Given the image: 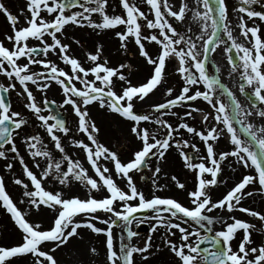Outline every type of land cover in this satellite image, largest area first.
Wrapping results in <instances>:
<instances>
[{
    "label": "snow or ice",
    "instance_id": "6c2138e0",
    "mask_svg": "<svg viewBox=\"0 0 264 264\" xmlns=\"http://www.w3.org/2000/svg\"><path fill=\"white\" fill-rule=\"evenodd\" d=\"M260 2L261 0H240V6L236 10L239 15L237 26L245 40L251 44L248 47L238 43L233 37L225 0H195L193 7H189L187 0H181L178 5L170 3L169 0H144L147 12L138 6L137 0H120L125 13L123 15L108 14L109 0H27V11L20 10L21 15L25 16V22L20 26V17L0 0V12L6 15L12 27V34L5 35L12 47L9 48L4 40H0V72L10 81H18L22 86V89H17L15 82L7 87L0 83V158L9 161L5 165L9 172L18 161L24 176L30 182L26 183L19 177L14 180L15 184L21 185L25 190L22 203L37 210L42 205L47 206L57 213L53 226L41 230V225L30 222L26 213L13 201L6 190L5 178L0 175V204L11 214L23 234V242L17 246H0V264H11L13 258L27 254H31L33 264H58V260L51 253L67 245L70 238L77 237L78 229L82 228L106 237L108 264H136L135 254H139L142 260L148 259L146 253L152 248L153 236L149 235L143 246L133 243V238L138 233L133 230L132 225L133 222L138 225L148 219L154 221L151 226L152 233L161 228L165 229L162 233L163 245L174 254L178 264H264V241L257 245L252 235L256 226L231 215L234 211H242L264 222V213L241 203L245 197L253 195V192L246 191L248 186L258 184L260 191H264V126L257 128L252 123L241 121L243 133L247 134L246 138H241L233 125V115L229 113L223 100L225 93L233 100L235 96L208 67L210 53L217 51L214 45L227 43L220 34L223 29L227 40L231 41L227 51L231 53L235 50L241 61L239 65L233 64L234 69H243L241 78L244 83L240 85V90L243 92L246 85L251 86L254 96L264 102V29L261 28V24H264V10H256L254 7ZM75 8L79 10L66 14ZM44 12L53 16V19H46ZM189 13L192 20L200 25L199 34L191 26H186V30L181 32L174 25L173 21L184 23ZM93 14H98L101 20H94ZM249 21L252 22L251 26ZM70 23L88 26L94 30L124 26V31L115 33L121 42L120 46L127 51L129 39H134L140 54L153 68L150 78L139 86L132 85L121 71L130 65L122 63L118 67L109 66L107 57L102 55V45H98L95 52L86 54L92 65L86 68L80 59L70 54L71 46L62 42L58 36V33L63 34L65 26ZM145 26L151 30L148 35L143 34ZM46 36L50 37L51 42ZM30 39L38 40L40 44L30 46ZM145 41L155 42L159 46L155 57L147 50ZM197 41L203 42L202 50ZM50 52L56 53L65 65L70 66V72L48 59ZM21 58L27 62L18 63ZM172 59L178 62L176 71L183 81L179 93L173 95L175 90L169 87L166 94L170 98L151 105L150 112L137 110L135 102H143L162 84L166 74V62ZM229 59L232 60L233 57L230 55ZM32 66H39L40 70L31 71ZM89 75L94 79L90 80ZM114 77L124 82L120 93L115 90ZM29 82L41 92H45L53 82L61 86L65 95L63 104L72 106L78 117L77 131L84 134L88 141L73 138L71 144L85 152L86 160L95 176L89 175V169L67 153L62 136L57 133L67 136L71 129L59 116L42 114V107L29 87ZM76 82L82 87H78ZM198 85L203 86L204 90L197 87ZM9 90H16L18 95L25 97V108L41 123L54 143V149L61 154L56 158L39 133H25V151L33 159L34 166L40 170L39 176L29 167L16 143V138L29 120L22 112L13 110L10 102H6L4 92ZM197 100L205 101L214 110V114L204 112L196 106L194 102ZM44 103L47 105V98ZM93 103H98L100 108L133 122L131 132L142 144L134 152L133 158L123 162L115 151L99 142V128L91 119L88 110ZM177 107L185 108L183 116L172 111ZM169 112L177 117L175 126L164 118ZM194 112L203 113V122L208 123L211 118L215 124L208 123L207 129H197L185 119H194ZM241 115V105L236 102L235 116ZM258 115L264 119V107L259 110ZM50 119L54 123H50ZM142 122L153 123L159 128L150 131L148 127L142 126ZM221 123L225 128L218 127ZM225 129L230 134L233 148L231 151L217 153L214 142L221 138ZM181 130H186L203 142L205 156L193 157L186 151L190 146L198 154L200 149L194 143L190 145V141L183 138ZM5 145L9 147L5 149ZM173 148L182 157L185 168L195 174L193 190L190 191L175 175L171 177L179 189L187 191L190 202L187 206L174 197H162L155 192L149 197L138 189L131 174L144 168H153L152 158L157 161L166 160V154ZM229 157H234L235 163L244 168L254 169V173L243 175L223 198L214 201L209 189L227 182L218 180V177L222 174V163ZM38 158H43V167ZM194 159L200 162H194ZM101 160L105 163H101ZM107 163L114 164L115 172L124 180L127 190L117 184ZM161 172L162 169L157 163L153 175L158 176ZM207 174L211 178H206ZM48 179L62 186L70 185L72 181L81 182L88 189L89 196L83 199L79 196L65 198L63 192L45 188L43 182ZM152 183L157 191L161 190L162 186L156 183V179ZM93 190H106L108 194L103 198H96L91 195ZM140 210H151L154 215L139 218L135 214ZM214 210H223L228 216H213L211 213ZM99 211L107 215L101 217L97 215ZM77 216L84 219L77 220ZM98 223L106 227H99ZM217 223L221 225V229L214 231L212 225ZM116 226L121 230L118 249L114 244L113 229ZM203 229L207 230L206 234H202ZM177 231L180 233L178 242L172 239ZM239 231L243 232V236L234 248L233 241L238 239ZM45 242L53 245L50 250L42 249ZM204 242L212 247H203ZM91 252L97 253V248L93 246Z\"/></svg>",
    "mask_w": 264,
    "mask_h": 264
},
{
    "label": "rangeland",
    "instance_id": "374dc122",
    "mask_svg": "<svg viewBox=\"0 0 264 264\" xmlns=\"http://www.w3.org/2000/svg\"><path fill=\"white\" fill-rule=\"evenodd\" d=\"M6 7L9 8L14 14L20 17V25H23L25 22V16L21 15L20 10L26 9L27 0H3ZM170 3L178 5L181 0H169ZM189 7H193L195 5V0H187ZM227 8H228V21L229 27L233 32V37L238 43L245 44V46L251 47V44L245 40L243 35L240 32L238 25L239 15L237 13V9L239 6L229 4L227 0H225ZM138 6L142 8L144 11H148L147 5L144 4V0H137ZM257 7L264 10V0H261L260 3L256 4ZM201 10H203L202 5L200 6ZM79 10L78 8L69 10L66 14H70V11ZM107 12L109 15H123L124 10L122 5L120 4V0H109V4L107 6ZM43 15L46 19L51 20L53 16L49 15L47 12H44ZM149 18H152L149 15ZM93 19L99 22L101 17L98 14H93ZM174 25L178 27V29L183 32L186 30V26L193 27L197 34H199L200 25L192 20L191 13L188 14V19L184 23H180L179 21H173ZM251 21H249V25L251 26ZM257 23H260L257 20ZM261 28L264 29V24H261ZM124 26H117L115 29H93L88 26H77L75 24H68L65 26L63 34L58 33V36L61 37L62 42L67 43L71 46L70 54L74 55L76 58L80 59L82 64L87 68L92 66L91 62L87 60L86 54L88 52H95L97 50L98 45L103 46V57H107L109 61V66L111 67H118L120 64L130 65L125 69H122L127 76V79L131 81L132 85L139 86L142 83L147 82L150 78L153 68L150 64L147 63L146 59L140 54L138 46L135 44L134 39L130 38L128 41V48L127 51L121 48V42L119 38L115 35L116 31H124ZM151 30L147 29L145 26L143 28V34L148 35L150 34ZM6 34H12V27L7 20L6 15L3 12H0V40H4V43L9 48L12 47L11 43H9L5 39ZM264 35V34H262ZM225 36V41L227 43H221L218 45H214L217 51L214 53H210L211 59L208 61L209 70L220 77L221 82L226 86L228 90L232 92L235 96L236 100L241 105V112L242 115L239 117L241 121L244 123H252L257 128L264 126V119H262L258 112L259 110L264 107V102L258 107L252 106L247 99H245L240 94V85L244 83L241 78V73L243 71L242 68H233V62L229 59L231 53L227 51L228 47L231 46V41L227 40V36ZM207 35L205 36V39ZM46 39L51 42L50 37L46 36ZM79 41V43H76ZM30 46H36L40 44V41L35 39L29 40ZM198 46H201L202 50V41H197ZM145 46L147 50L150 52L151 55L154 57L158 53V45L155 42H147L145 41ZM232 56V55H231ZM48 59H51L55 62L60 68L65 69L66 71L70 72V66L65 65L56 55V53L50 52ZM238 58V57H237ZM27 60L21 58L18 63H26ZM241 61L238 58L239 65ZM178 62L175 59L166 62V74L165 78L161 85L157 87V89L153 90L152 93L149 94L148 97L145 98L143 102L137 100L135 102V107L137 110L143 112H150L151 105L155 103L164 102L166 99L170 98L166 94V89L171 87L175 91L173 95L179 93L182 87V79L180 74L177 73L176 68L178 67ZM219 69V71H215V69ZM39 66H32L31 71H39ZM90 80L94 79L92 75L88 77ZM114 81L116 82V91L120 93L121 85L124 84L123 81H119L118 78L114 77ZM15 82L17 84V89H22V86L19 85L18 81H10L9 78L0 72V83L4 84L6 87ZM78 87H82L79 82H76ZM99 83V82H97ZM126 86V85H125ZM29 87L32 89L34 95L37 98V102L42 107V114L44 115H51V112L45 108L44 101L47 98V101H52L56 103L60 110L66 114L68 119V127L71 129L69 135L64 136L62 133L58 132L62 136V142L65 146V149L69 155L73 157V159H78L81 163L84 164L86 168L89 169V175L95 176L93 170L91 169L88 161L86 160L85 152L72 145L71 140L73 138L76 139H85L86 136L77 131L78 126V117L75 114L71 105L63 104L65 99V95L62 91L60 85L53 82L51 86L45 91L41 92L39 89L32 85L29 82ZM201 90L203 86L198 85ZM245 89L250 91L253 94V90L251 86L246 85ZM8 96L10 103L12 104V109L15 111H20L24 114L25 118L29 120V123L24 126L23 130L20 132V136L16 138V143L18 144L21 153L25 156L26 162L29 164V167L32 168L37 175H40V170L34 166L33 159L29 156V154L25 151V145L23 143V138L25 133L29 134H36L39 133L44 140L45 145L48 146L49 150L54 152L56 158H59L61 154L58 150L54 149V143L51 141L50 137L41 126V123L37 120V118L25 108V97L18 95L16 90H9ZM225 96V95H224ZM226 97V96H225ZM223 97L224 102L228 106L229 104L227 97ZM196 106L200 107L204 112H213L214 110L203 100H197L194 102ZM90 112L91 119L95 121L96 125L99 128V132L97 133V139L99 142L107 146L111 151H115L120 159L123 162L128 161L129 159L133 158V154L135 151L139 150L142 147L141 141L131 132V127L133 122L129 121L121 117L119 114H115L112 112L107 111L106 109L100 108L98 103H93L88 107ZM179 113L180 116H183L185 111L184 107H177L173 109ZM203 113H193L194 119L185 118L190 125L195 126L197 129H207L208 123L215 124V121L210 118L208 123L202 121ZM168 119L173 125L177 124V117L172 115L171 112L167 116L164 117ZM50 123H54L53 120H49ZM142 126L148 127L150 131H156L159 126L153 123H143ZM220 128H225V126L221 123L218 125ZM183 133V138L188 139L191 144H196L200 152L197 154L194 149H191L190 146L186 151L193 153L195 156H205L206 155V148L203 142L196 136H193L191 133H188L186 130H181ZM238 132V131H237ZM239 133V132H238ZM240 134V133H239ZM241 135V134H240ZM221 138H223L224 145L218 140L214 142L215 149L217 153L223 151H231L233 145L230 142V134L227 133L226 129L223 132ZM241 138H243L241 136ZM9 146L5 145V149ZM11 156V154H9ZM166 160L157 161L155 158H152L151 163L153 168L149 169L146 168L144 171H134L131 173L133 175V179L138 187V189L144 191L146 195H150L155 192V194L160 195L162 197H174L178 199L180 202L184 203L186 206L189 205V199L186 190H181L177 187L175 182L171 179L173 175H175L181 182L185 183L186 189L188 191L193 190V184L195 180V174L185 168L184 163L182 161V157L178 154L175 148L171 149L167 154ZM41 160L42 167L44 166L43 158H38ZM225 162H232L236 165V167L231 166V170L225 171V162L222 163V174L218 177L220 181H227L226 183H220L217 186H213L209 189V193L212 196L213 200H219L223 198L227 191H229L236 182L242 178L243 175L254 173V169H248L240 166L239 164L235 163L234 157H229ZM9 161H6L0 158V175L4 176L5 178V186L6 190L13 199V201L17 204V206L26 213V218L32 223H39L41 225V230H47L54 224V219L57 213L47 206H41L39 210L33 208H29L27 203H22L21 201L24 198L23 193L24 189L21 185H17L14 183L15 178L19 177L25 180L26 183L28 181L27 177L24 176L22 171V166L19 162L14 163V169L9 172L5 165ZM194 162L199 163L200 161L196 159ZM101 163H105L101 160ZM162 169V172L158 176H154V166L156 164ZM107 167L111 171V175L116 180L117 184L127 190L125 188V182L121 179L117 173L115 172L114 164L107 163ZM142 176H145L142 179ZM206 178H211L210 174H207ZM98 179V177H97ZM153 179H156V183L161 185V190L157 191L153 187ZM44 186L48 190L52 191H61L64 194L65 198H70L73 196H79L80 198H88L89 191L84 186L83 183L78 181H72L70 185L62 186L58 182H54L51 179L45 180ZM31 187V185H30ZM246 191L253 192L251 197H245L241 203L243 206L248 207L252 210L261 211L264 213V191H260L258 184H253L247 187ZM108 193L106 190H101L97 192L93 190L91 195L96 198H103ZM133 203H136L135 201ZM97 215L101 217H105L107 214L103 211H99ZM154 213L151 210H146V213L142 216H137L139 218L144 217H151ZM213 216H228L227 212L221 211H213L211 213ZM231 215L244 219L247 222L254 224L256 227L252 230L253 239L255 244H260L264 241V222L260 221L256 217H252L242 211H234ZM77 220L84 219L82 216H77ZM228 222H231L229 220ZM154 223L153 220L148 219L144 223L136 224L133 222L132 228L134 231L138 233L136 237L133 238V243L143 246L144 242L146 241L149 235L153 236L152 240V248L149 249L148 259L142 260L139 254H135L134 259L136 264H178L177 259L175 258L174 254L170 252V250L163 245L162 241V233L165 229H159L155 233L151 232V226ZM99 227H106L103 224L98 223ZM214 231H218L221 229V225L219 223L212 225ZM120 227L116 226L113 229L114 232V244L116 248H119V236H120ZM79 235L77 237L70 238L67 245H63L60 248L56 249L55 252L51 254L58 260V264H108L107 256H106V246L105 241L106 237L103 234L97 235L93 233L91 230L87 228L78 229ZM207 230L203 229L202 234H206ZM180 233L177 231L176 236L172 237V239L179 241ZM22 230L19 229L17 224L14 222L11 214L8 213L5 207L0 204V246H17L18 244L23 242L22 239ZM243 232H238V239L233 241V247L235 248L238 245L239 239L242 238ZM53 245L50 243L45 242L42 245L43 250H50ZM97 248V253H92V247ZM11 264H33V258L31 254L27 255H20L16 258L11 260Z\"/></svg>",
    "mask_w": 264,
    "mask_h": 264
},
{
    "label": "water",
    "instance_id": "95a60500",
    "mask_svg": "<svg viewBox=\"0 0 264 264\" xmlns=\"http://www.w3.org/2000/svg\"><path fill=\"white\" fill-rule=\"evenodd\" d=\"M4 96H5V98H6V102H8V98H7V94H6V92H4ZM48 106H49L50 108H52V109L54 110V112H58V111H57V107H56L54 104H50V103H49ZM58 115L61 116L60 113H58ZM202 246H203V247H208V246H211V245H210L209 243H207V242H204Z\"/></svg>",
    "mask_w": 264,
    "mask_h": 264
},
{
    "label": "bare ground",
    "instance_id": "6f19581e",
    "mask_svg": "<svg viewBox=\"0 0 264 264\" xmlns=\"http://www.w3.org/2000/svg\"><path fill=\"white\" fill-rule=\"evenodd\" d=\"M223 140H224L223 138L219 139L222 145H224ZM227 160H230V159H227ZM231 166L236 167V165L230 161L225 162V171L229 172L231 170Z\"/></svg>",
    "mask_w": 264,
    "mask_h": 264
}]
</instances>
